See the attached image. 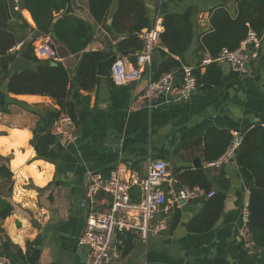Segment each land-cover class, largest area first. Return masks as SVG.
<instances>
[{"label":"crops","instance_id":"1","mask_svg":"<svg viewBox=\"0 0 264 264\" xmlns=\"http://www.w3.org/2000/svg\"><path fill=\"white\" fill-rule=\"evenodd\" d=\"M119 0H113L104 22L94 24L88 0H72L74 14L95 25V33L87 51L110 50L117 47L119 58L133 62L129 52L122 55L118 42L126 34L110 30ZM151 27L163 31V17L180 13L194 23V39L181 59L182 65L201 66L208 58L199 59V44L210 28L213 9L226 7L234 13L237 0H144ZM23 17L35 27L31 13L21 10ZM39 36V35H38ZM34 35L28 34L27 39ZM24 42V41H23ZM21 42L15 49L20 51ZM56 50L59 45L55 43ZM251 49V47H249ZM57 51V52H58ZM161 46L156 48L151 65L143 76L128 85L116 86L110 77L99 76L94 88L73 87L81 54H58L71 79L69 100L74 103L78 138L70 144L57 143L55 161L40 158L32 145L33 130L43 124L49 112L60 110L57 101L49 96L13 94L7 83L0 86V155L9 158L13 173L12 191L0 181V197L11 200L13 212L0 218V255L12 264H25L22 254L38 250V264H86L89 249L80 244L89 208L86 202V183L92 173L108 177L111 170L124 166L140 177L146 175L149 160L162 159L167 163L169 180L163 189L176 191V174L184 169L206 168L214 190H223L219 176L230 183L224 210L209 231L194 233L187 223L203 208L196 200H177L168 194V201L151 222L146 244L134 234L133 246L127 252L115 243L111 264H264V246L258 254L249 255L238 237L240 210L248 202L249 189L244 187L239 168L233 159L222 167H207L204 159L205 135L209 129L230 131L235 138L246 128L264 126V36L257 57H252L245 71L233 72L227 62L222 67L221 83L209 89L198 87L187 100L154 101L152 106L137 107V95L146 90L149 75L156 73L162 61ZM22 57L12 64L16 72L30 67ZM78 80V78H77ZM181 80L177 72V82ZM4 104L8 112H2ZM119 141L118 145L108 139ZM200 159L201 166H195ZM22 161V162H21ZM223 185V184H222ZM139 191V192H138ZM132 197L143 198L139 187ZM208 199V197H206ZM179 209L178 225L169 230V219ZM165 224V228L163 225Z\"/></svg>","mask_w":264,"mask_h":264},{"label":"trees","instance_id":"2","mask_svg":"<svg viewBox=\"0 0 264 264\" xmlns=\"http://www.w3.org/2000/svg\"><path fill=\"white\" fill-rule=\"evenodd\" d=\"M113 0H88V7L94 24L105 21L110 13ZM67 0H0V86L7 83V91L13 94H35L49 96L55 99L60 110L49 112L43 124L37 125L33 130L34 137L31 141L37 155L40 158L55 161L58 154L56 145L57 137L50 132V126L61 112L69 114L74 122L77 118L73 102L69 100L71 79L66 67L54 60L39 58L31 43L24 52L15 49L21 42L27 39L28 34H33L34 39L40 34L56 33L62 54H81L77 66V78L79 86L84 90L95 87L99 81L97 74L98 62L110 57V50L87 51L92 42L95 25L86 22L74 13H66ZM27 9L33 18L35 27L30 25L23 17L21 10ZM18 20L19 23H10V20ZM163 31L160 34L161 46L168 51H162V61L156 73H152L157 79L165 72L180 71L181 59L191 46L194 39L193 21L180 13H168L163 17ZM151 28V22L147 13L144 0H119L114 12L110 30L114 33L127 36L117 44L120 52L135 54L142 50L143 41L140 32ZM250 31L264 36V0H237L235 12L232 13L226 7H218L211 11L210 28L203 34L199 44V59L203 61L205 54L216 58L223 48L236 49L245 40ZM58 51V49H57ZM57 52V54L60 53ZM60 53V54H61ZM22 57L31 63L30 67L13 72L12 64ZM198 87L209 89L221 83L222 67L212 61L206 66L204 72L198 65L194 69ZM2 112H8L5 105H1ZM204 148L205 162L217 160L235 139L230 131L209 129L205 135ZM236 164L239 168L244 187L255 188L264 194V126L257 125L246 128L241 133V142L235 151ZM9 158L0 155V181L9 186V193L13 186V173L8 166ZM177 188H200L213 196L201 197L198 200L203 203V208L188 223L187 230L194 233H202L212 229L224 210L226 194L224 189L230 187L228 179L219 176L218 180L223 190H214L208 172L204 167L184 169L176 174ZM139 192V191H138ZM14 210L11 200L0 197V218L6 219ZM181 212L174 209L169 219V230L172 231L179 223ZM257 244L264 246V233L260 228L252 226ZM134 234L125 231L118 235L119 250L127 253L133 246ZM40 252L28 250L22 254L25 264H38Z\"/></svg>","mask_w":264,"mask_h":264},{"label":"built area","instance_id":"3","mask_svg":"<svg viewBox=\"0 0 264 264\" xmlns=\"http://www.w3.org/2000/svg\"><path fill=\"white\" fill-rule=\"evenodd\" d=\"M160 34L161 31L157 26L140 32L143 48L135 54L134 61L118 58L111 66L110 79L114 85H128L143 76L152 63L154 51L160 44ZM262 42L263 36L250 31L238 48L233 50L223 48L216 58L208 57L204 62H227L233 72L242 73L246 70L250 59L259 55ZM33 45L39 58L57 60L58 54L51 34H40ZM194 69L193 66L182 65L180 71L165 72L157 79L149 72L148 86L145 91L137 95L135 105L151 107L154 101L187 100L198 88ZM177 72L181 74L179 82H177ZM50 132L61 144L73 143L78 138L75 122L65 112H61L54 120ZM239 144L238 139L235 138L217 160L207 163L206 166L220 168L229 163L235 158ZM168 178L167 163L162 159L149 160L146 175L143 177L128 172L124 166L111 170L108 177L100 173L90 175L86 183L85 202L89 214L80 237V244L89 249V259L86 264H111V253L118 235L125 231L135 233L137 238L146 244L150 236L151 222L167 203L168 194L175 196L177 200H196L201 197H211L215 193L189 187L165 191L163 184L171 181ZM134 187L140 188V193L143 195L141 201L132 197ZM237 233L247 254L254 255L260 252L261 247L256 242L251 225L248 202L241 207ZM0 264H12V262L6 255H0Z\"/></svg>","mask_w":264,"mask_h":264},{"label":"water","instance_id":"4","mask_svg":"<svg viewBox=\"0 0 264 264\" xmlns=\"http://www.w3.org/2000/svg\"><path fill=\"white\" fill-rule=\"evenodd\" d=\"M66 13H73V3L72 0H67V8ZM18 20H10V23H19ZM51 36L54 40H57L56 33L52 32ZM33 42V37L26 39L20 46V52H24L27 47ZM129 54L128 51L122 52V55L127 56ZM119 58L117 47L113 48V54L105 60L98 62L97 64V74L102 77H110V69L113 63ZM51 65L57 66V61H52ZM73 87H78L77 78H73L72 80ZM238 142H241V135L238 134ZM108 142L112 144L118 145L119 141H114V139H108ZM194 165L201 166L200 159H196ZM248 205L251 212V225L257 228H260L264 233V194L252 188L249 190L248 195Z\"/></svg>","mask_w":264,"mask_h":264},{"label":"clouds","instance_id":"5","mask_svg":"<svg viewBox=\"0 0 264 264\" xmlns=\"http://www.w3.org/2000/svg\"><path fill=\"white\" fill-rule=\"evenodd\" d=\"M22 162V161H21Z\"/></svg>","mask_w":264,"mask_h":264}]
</instances>
